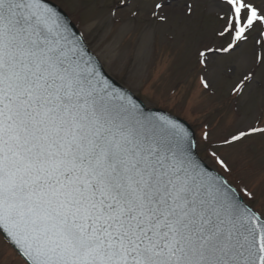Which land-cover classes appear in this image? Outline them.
Here are the masks:
<instances>
[{
    "label": "snow or ice",
    "instance_id": "obj_1",
    "mask_svg": "<svg viewBox=\"0 0 264 264\" xmlns=\"http://www.w3.org/2000/svg\"><path fill=\"white\" fill-rule=\"evenodd\" d=\"M169 7L155 0L151 14L165 21ZM212 11L219 51L252 43L264 66V0H212ZM73 29L47 0H0V232L24 264H264L255 194L210 171L183 124L117 89ZM254 82L246 70L233 91ZM256 135L264 127L223 144Z\"/></svg>",
    "mask_w": 264,
    "mask_h": 264
},
{
    "label": "rangeland",
    "instance_id": "obj_2",
    "mask_svg": "<svg viewBox=\"0 0 264 264\" xmlns=\"http://www.w3.org/2000/svg\"><path fill=\"white\" fill-rule=\"evenodd\" d=\"M50 1L84 33L112 77L148 107L187 121L201 158L237 190L246 186L253 192L255 202L247 201L250 206H264V135L223 144L241 128L264 127L259 119L264 118V66L255 63L252 43L232 54L219 51L226 47L219 37L223 20L222 13L212 11V0H170L165 21L151 14L155 0ZM187 3L194 4L191 15L185 13ZM120 5L124 7L116 11ZM202 51L207 53L203 64ZM246 70L255 72V82L243 94L234 92ZM204 132L209 133L206 142ZM209 145V152L229 164L231 174L202 150ZM0 264H24L1 234Z\"/></svg>",
    "mask_w": 264,
    "mask_h": 264
},
{
    "label": "water",
    "instance_id": "obj_3",
    "mask_svg": "<svg viewBox=\"0 0 264 264\" xmlns=\"http://www.w3.org/2000/svg\"><path fill=\"white\" fill-rule=\"evenodd\" d=\"M50 5H52V6H55L56 8H57V10L65 17V18H67L69 21H70V19L68 18V16L59 8V7H57L56 5H54L53 3H51V2H49V1H47ZM71 22V21H70ZM71 24H72V22H71ZM73 25V24H72ZM74 26V25H73ZM74 31H77L78 32V30L76 29V27L74 26V29H73ZM79 33V32H78ZM100 62V61H99ZM101 64V63H100ZM103 70V73L106 75V77L107 78H109L110 79V81L113 83V85L117 88V89H119V90H126L125 88H123L118 82H116L113 78H111L107 73H106V71L104 70V68L102 69ZM127 91V93H129L130 94V96H131V98L136 102V104H137V106L138 107H140L142 110H143V112L146 114V115H148V116H157V117H159V116H164V117H167V118H170V119H175V120H177L178 122H180L181 124H183L186 128H188L190 131H192V129L190 128V126L188 125V124H186L184 121H182V120H180V119H178V118H176V117H174V116H171V115H169L168 113H166V112H163V111H161V110H157V109H150V108H147L146 107V105L144 104V103H142L134 94H132L131 92H129L128 90H126ZM193 132V131H192ZM194 133V132H193ZM200 159V158H199ZM201 160V159H200ZM202 161V160H201ZM202 163L205 165V166H207L203 161H202ZM208 167V166H207ZM208 169L210 170V171H213L210 167H208ZM215 172V171H214ZM216 173V172H215ZM5 237H6V235L3 233V232H1ZM6 239H7V237H6ZM7 241L10 243V241L7 239ZM11 244V243H10ZM12 245V244H11ZM13 246V245H12ZM14 247V246H13ZM18 252H19V250L16 248V247H14ZM20 253V252H19Z\"/></svg>",
    "mask_w": 264,
    "mask_h": 264
}]
</instances>
